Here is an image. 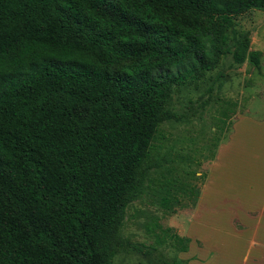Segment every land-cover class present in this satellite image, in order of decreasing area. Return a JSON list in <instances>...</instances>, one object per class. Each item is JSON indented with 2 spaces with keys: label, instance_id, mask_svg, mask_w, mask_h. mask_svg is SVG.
Segmentation results:
<instances>
[{
  "label": "trees",
  "instance_id": "1",
  "mask_svg": "<svg viewBox=\"0 0 264 264\" xmlns=\"http://www.w3.org/2000/svg\"><path fill=\"white\" fill-rule=\"evenodd\" d=\"M263 6L0 0V264H112L175 87L227 54L259 67L227 31Z\"/></svg>",
  "mask_w": 264,
  "mask_h": 264
},
{
  "label": "rangeland",
  "instance_id": "2",
  "mask_svg": "<svg viewBox=\"0 0 264 264\" xmlns=\"http://www.w3.org/2000/svg\"><path fill=\"white\" fill-rule=\"evenodd\" d=\"M227 34L228 45L247 35L250 49L261 51L260 66L227 54L202 77L175 87V115L160 127L146 184L127 208L124 246L112 264H264L256 234L264 219V6L235 17ZM230 136L241 144L240 165L230 175L217 165L210 178ZM202 195L210 197L209 212L197 218ZM162 197L172 201L166 206ZM175 233L191 238L187 250L175 244Z\"/></svg>",
  "mask_w": 264,
  "mask_h": 264
},
{
  "label": "crops",
  "instance_id": "3",
  "mask_svg": "<svg viewBox=\"0 0 264 264\" xmlns=\"http://www.w3.org/2000/svg\"><path fill=\"white\" fill-rule=\"evenodd\" d=\"M237 133L238 132L235 130L234 133L232 134V137L236 136ZM232 137L230 136L228 142H226L223 145V147L220 148V150H219L220 155H218V157L220 156L219 161L223 160V163L221 164L217 161L213 162L210 178H212V175L214 173V170L217 168V165L219 166V168H223L225 175H230L232 169H234L235 167L240 165V158L237 154L239 152H241V144L237 143V142L234 143V140L232 139ZM221 150H222V154H221ZM218 157L216 156V158H218ZM224 183H226V181H224ZM230 184H231V182H229V185ZM241 186H243V187H242L240 193H242L244 188L247 186L246 182L245 181L242 182ZM228 199H229V197H228ZM210 201L211 200H210V197L208 195H207V197H205V195H202L198 200V204L196 206V210L193 212V215L196 216L197 218H202V216L205 212H209V211L204 210V209L206 208V206L209 205L208 203ZM203 203L205 204V206L202 205ZM263 204H264V202H263ZM226 206H227V208L234 209L230 205H226ZM233 211H235V209ZM263 212L264 211H261L260 214L264 218ZM241 224L246 226L244 223H241ZM259 226L256 228V232H257L256 234L262 235V237L258 241H259L260 245L262 247H264V219L263 220L261 219ZM260 229L261 230L263 229V233L262 232L260 233ZM254 242H256V241H254ZM258 257L264 260V250H263L262 254L259 255Z\"/></svg>",
  "mask_w": 264,
  "mask_h": 264
}]
</instances>
